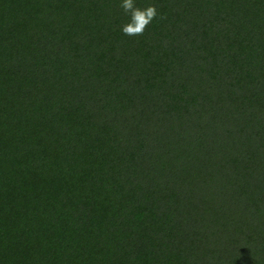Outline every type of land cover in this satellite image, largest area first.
I'll return each mask as SVG.
<instances>
[{
  "label": "trees",
  "instance_id": "16d2710c",
  "mask_svg": "<svg viewBox=\"0 0 264 264\" xmlns=\"http://www.w3.org/2000/svg\"><path fill=\"white\" fill-rule=\"evenodd\" d=\"M119 4L0 0V264H264V0Z\"/></svg>",
  "mask_w": 264,
  "mask_h": 264
},
{
  "label": "clouds",
  "instance_id": "9594fccd",
  "mask_svg": "<svg viewBox=\"0 0 264 264\" xmlns=\"http://www.w3.org/2000/svg\"><path fill=\"white\" fill-rule=\"evenodd\" d=\"M119 7L129 17L128 22L121 28V31L128 36L143 35L147 26L159 15L155 4L141 7L138 6L137 0H120Z\"/></svg>",
  "mask_w": 264,
  "mask_h": 264
}]
</instances>
